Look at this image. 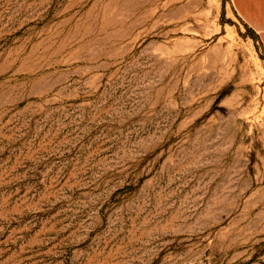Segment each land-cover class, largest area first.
<instances>
[{
  "label": "rangeland",
  "instance_id": "rangeland-1",
  "mask_svg": "<svg viewBox=\"0 0 264 264\" xmlns=\"http://www.w3.org/2000/svg\"><path fill=\"white\" fill-rule=\"evenodd\" d=\"M0 264H264V49L228 0H0Z\"/></svg>",
  "mask_w": 264,
  "mask_h": 264
},
{
  "label": "crops",
  "instance_id": "crops-1",
  "mask_svg": "<svg viewBox=\"0 0 264 264\" xmlns=\"http://www.w3.org/2000/svg\"><path fill=\"white\" fill-rule=\"evenodd\" d=\"M235 15L259 38L264 49V0H228Z\"/></svg>",
  "mask_w": 264,
  "mask_h": 264
}]
</instances>
